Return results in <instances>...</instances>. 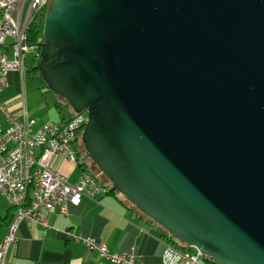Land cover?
<instances>
[{
  "label": "water",
  "instance_id": "water-1",
  "mask_svg": "<svg viewBox=\"0 0 264 264\" xmlns=\"http://www.w3.org/2000/svg\"><path fill=\"white\" fill-rule=\"evenodd\" d=\"M39 46L116 190L217 264H264V0H50Z\"/></svg>",
  "mask_w": 264,
  "mask_h": 264
},
{
  "label": "built area",
  "instance_id": "built-area-1",
  "mask_svg": "<svg viewBox=\"0 0 264 264\" xmlns=\"http://www.w3.org/2000/svg\"><path fill=\"white\" fill-rule=\"evenodd\" d=\"M50 0H0V94L9 85L11 72L23 74L27 54H36V42L28 39L30 28L48 7ZM7 39H11L9 42ZM0 112L6 127L0 131V194L13 209L4 236L0 239V264L16 241L21 223L47 227L46 213L67 215L70 205H79L82 198L94 200L108 192L89 168L86 154L79 153L81 120L85 112L74 113L68 119L42 123L15 116L0 102ZM72 161L79 167L74 182L52 166L54 157ZM63 234L74 243L96 251L101 259L113 264H141L127 252L111 251L92 236H84L70 228ZM162 264H198L202 254L192 252L176 242L164 241Z\"/></svg>",
  "mask_w": 264,
  "mask_h": 264
},
{
  "label": "crops",
  "instance_id": "crops-1",
  "mask_svg": "<svg viewBox=\"0 0 264 264\" xmlns=\"http://www.w3.org/2000/svg\"><path fill=\"white\" fill-rule=\"evenodd\" d=\"M23 75L19 71L11 72L9 85L0 94V102L18 118L22 119L25 115L35 121L32 115L38 109L53 104L49 102L51 98H46L35 108L30 107L27 101L22 106L18 99V87H15L14 82L22 81ZM57 113L61 114L58 110ZM62 118L63 115L57 120L49 118L45 122L59 121ZM5 127L6 122L0 112V131ZM52 166L68 177L69 182L72 177L74 181L78 177L79 167L72 161L57 156L53 158ZM12 214L11 205L0 194V239L6 232ZM45 218L47 227L19 224L16 241L10 245L6 255V264H113L101 259L96 251L68 239L62 232L65 228L84 236H92L111 251L127 252L138 263L162 264L165 229L131 207L130 203L116 192H107L94 200L82 198L79 205L68 207L67 215L56 211L46 213ZM198 264L209 262L201 257Z\"/></svg>",
  "mask_w": 264,
  "mask_h": 264
},
{
  "label": "rangeland",
  "instance_id": "rangeland-1",
  "mask_svg": "<svg viewBox=\"0 0 264 264\" xmlns=\"http://www.w3.org/2000/svg\"><path fill=\"white\" fill-rule=\"evenodd\" d=\"M47 9H48V7L45 8L41 12V15L38 16L36 19L37 24L39 25V27H41V29L43 26L44 15H45ZM7 40L9 42L11 39H7ZM33 66H34V62L32 61V55L30 53H28L27 59H26L25 64H24V71H23L24 75L22 76V81H15L14 85H15V87H18V91H17V92H19L18 93V99L21 102L22 106L25 105V101H27V104L30 107L35 108L39 104V102L42 101V99L44 100L46 98H51V94L46 91V88H45L46 84L40 78V76L38 74H32L31 77L29 76L28 71H31V68ZM31 72H33V71H31ZM64 110H65V108H64ZM63 114L62 113L58 114L57 110L51 105H47L44 108H40L32 115L36 121V124H34L33 128L37 129L38 126L41 125V123L46 121V119L50 118L53 120H57ZM73 164L76 165L75 163H73ZM94 172H96V170H94ZM70 177H71V175L69 176V179H70ZM66 178H68V177H66ZM71 181H74L73 177H72V180H70V182ZM190 250H192V252L195 251L194 248H190Z\"/></svg>",
  "mask_w": 264,
  "mask_h": 264
},
{
  "label": "trees",
  "instance_id": "trees-1",
  "mask_svg": "<svg viewBox=\"0 0 264 264\" xmlns=\"http://www.w3.org/2000/svg\"><path fill=\"white\" fill-rule=\"evenodd\" d=\"M41 35H42V29L41 27H39L38 24H33L32 27L30 28L29 31V36L28 39L31 41H35L37 43H39L41 41ZM40 56L37 55H32V61L34 62V66L31 68V71H28L27 73L32 76V74H38L40 76V78L43 80L38 68H37V64L39 62ZM31 72V73H30ZM44 81V80H43ZM46 91L48 93L51 94V99L49 102H51L53 104V106L60 112V113H64L63 114V118L62 119H68L70 117H72V115L74 114V111L71 109V107L69 106V104L67 103V101L61 97L56 95L55 93H53L46 85H45ZM65 108V110H64ZM66 113V114H65ZM79 141V153L82 154H86L83 147V144L81 142L80 139H78ZM90 164H89V168L91 169V172L93 174V176L103 185H106L108 187V192H116L118 194H120L121 196H123L118 190H116L113 186L112 183L98 170V168L94 165V163L91 161V159L88 157ZM94 170H96V172H94ZM124 197V196H123ZM125 198V197H124ZM126 199V198H125ZM127 200V199H126ZM130 203L131 207L136 208L129 200H127ZM138 211H140L138 208H136ZM141 212V211H140ZM142 213V212H141ZM146 216V215H145ZM12 215L9 217V221L11 219ZM148 218V217H147ZM149 220H151L150 218H148ZM5 221V219H3ZM8 221V223H9ZM153 221V220H151ZM7 223V224H8ZM165 238L166 241H171V242H176L178 245L185 247L186 249L190 250V247L187 246L186 244L180 243L177 240H175L166 230H165ZM203 258H205L209 264H217L215 262H213L208 256L203 255Z\"/></svg>",
  "mask_w": 264,
  "mask_h": 264
},
{
  "label": "bare ground",
  "instance_id": "bare-ground-1",
  "mask_svg": "<svg viewBox=\"0 0 264 264\" xmlns=\"http://www.w3.org/2000/svg\"><path fill=\"white\" fill-rule=\"evenodd\" d=\"M40 42L39 43L36 42V54L37 55H39V52H40V46H39L40 45ZM86 122H87V118H82V120H81V133H82V131L84 129V126H85V123Z\"/></svg>",
  "mask_w": 264,
  "mask_h": 264
}]
</instances>
